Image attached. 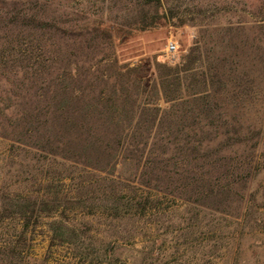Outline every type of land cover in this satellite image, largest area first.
<instances>
[{
    "label": "rangeland",
    "instance_id": "1",
    "mask_svg": "<svg viewBox=\"0 0 264 264\" xmlns=\"http://www.w3.org/2000/svg\"><path fill=\"white\" fill-rule=\"evenodd\" d=\"M30 2L44 30L0 44V264H264V0H0V26ZM52 71L82 116L126 102L123 147L43 139Z\"/></svg>",
    "mask_w": 264,
    "mask_h": 264
},
{
    "label": "trees",
    "instance_id": "2",
    "mask_svg": "<svg viewBox=\"0 0 264 264\" xmlns=\"http://www.w3.org/2000/svg\"><path fill=\"white\" fill-rule=\"evenodd\" d=\"M42 12L43 11L41 10V6L38 5V2H30V5L23 8L14 7L12 11L6 13V15L9 16V21L7 25L0 26V32H4V34L0 36V44L3 43V46H8L15 42H21L20 39L22 35H20V33L22 32L19 31H24L25 28L32 31L44 30ZM24 19L27 20V24L23 22ZM15 31H18V33H15ZM4 49H7V47ZM48 70L49 69L45 68L44 72ZM52 74L53 77H50ZM70 75H72V73H67L66 71L57 73V75H55L54 71L47 73V76L50 78L45 79V81L55 86V89H51L49 85L47 87V94L50 92L53 93V96L56 99V104L52 102L54 107L52 111H50L48 119L46 118L45 124L42 126L43 131L45 132L43 139L49 141V137L52 136L51 134L54 131L59 136V141L65 142V134L72 131L70 132L71 138L69 137L68 142H75L78 146L95 144L92 146L97 145L100 148L106 149L109 145L114 144L118 147H123L125 145V139L129 138V135L124 133V129L122 130V121L116 114L119 112L120 106L121 108H125L126 102H121V105L119 106L117 99L112 98L105 100L103 94H101L98 96L99 98L94 97L90 101L83 100L82 108L86 109V113L82 116L74 111L73 108L75 100L81 101L79 99V94L83 93V90L79 89L78 91H74V87L71 86L68 80L71 77ZM53 96L50 100H53ZM39 99L43 102L45 101L43 95H41ZM194 100L197 101L198 99ZM48 106L50 107V105ZM83 126H86V129H83ZM95 126L100 127L95 128ZM155 135L153 139H155ZM152 136L153 132L147 130L140 132L139 137L134 136L132 139L137 140L138 148L144 147L145 149L150 145ZM171 136L172 135H167L166 139L171 141ZM200 145H202V143H200ZM192 149L196 150V148ZM204 157L207 159L209 156L205 155ZM96 160L98 159L96 158ZM221 160L222 159H217L209 163L212 168L220 172L221 177L218 178L217 181H220L221 179L226 181L227 178L232 177V180L224 185L218 183L220 189L225 190L223 187H227V191H229L232 190V186L236 184H240L245 188L246 185L244 184L252 175L251 173L250 175L248 173L252 166L251 163L240 161L238 158L235 160L233 157H226L223 158L224 163L221 165ZM174 164L178 165V162H175ZM221 166L225 167L223 168L224 171L219 169ZM211 180L212 179H209L208 181L209 185L211 184ZM214 191L213 188L210 190V193H213ZM21 215L24 217V220L26 219V223L29 224L30 218L27 217L26 212L21 213Z\"/></svg>",
    "mask_w": 264,
    "mask_h": 264
},
{
    "label": "built area",
    "instance_id": "3",
    "mask_svg": "<svg viewBox=\"0 0 264 264\" xmlns=\"http://www.w3.org/2000/svg\"><path fill=\"white\" fill-rule=\"evenodd\" d=\"M177 49V45L175 44V42H169L168 46H167V51L169 53L175 52V50Z\"/></svg>",
    "mask_w": 264,
    "mask_h": 264
}]
</instances>
